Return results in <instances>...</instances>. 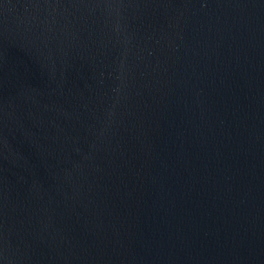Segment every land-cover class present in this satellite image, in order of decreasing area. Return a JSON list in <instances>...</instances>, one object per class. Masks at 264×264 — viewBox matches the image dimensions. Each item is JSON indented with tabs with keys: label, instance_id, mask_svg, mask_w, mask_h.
I'll use <instances>...</instances> for the list:
<instances>
[{
	"label": "water",
	"instance_id": "obj_1",
	"mask_svg": "<svg viewBox=\"0 0 264 264\" xmlns=\"http://www.w3.org/2000/svg\"><path fill=\"white\" fill-rule=\"evenodd\" d=\"M0 264H264V0H0Z\"/></svg>",
	"mask_w": 264,
	"mask_h": 264
}]
</instances>
